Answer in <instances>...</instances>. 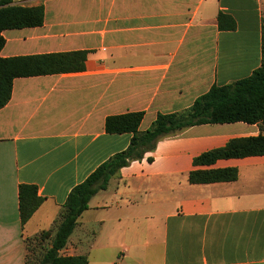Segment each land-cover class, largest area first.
Returning a JSON list of instances; mask_svg holds the SVG:
<instances>
[{
	"label": "crops",
	"instance_id": "obj_1",
	"mask_svg": "<svg viewBox=\"0 0 264 264\" xmlns=\"http://www.w3.org/2000/svg\"><path fill=\"white\" fill-rule=\"evenodd\" d=\"M11 3L41 5L43 21L2 31L1 58L85 54L81 71L15 78L0 109V264H25L24 240L52 237L69 192L127 148L132 135L108 133L107 118L141 113L143 132L259 67L264 0ZM259 133L257 124H204L159 140L89 200L59 255L87 264H264V156L201 167L236 168L235 181L188 183L195 157ZM20 185L42 199L23 225Z\"/></svg>",
	"mask_w": 264,
	"mask_h": 264
},
{
	"label": "trees",
	"instance_id": "obj_2",
	"mask_svg": "<svg viewBox=\"0 0 264 264\" xmlns=\"http://www.w3.org/2000/svg\"><path fill=\"white\" fill-rule=\"evenodd\" d=\"M221 20V17H220ZM43 7L12 4L11 0H0V50L4 45L2 31L32 28L42 25ZM233 28L232 26H230ZM85 54L82 52L43 54L22 57H0V109L10 99L12 81L15 78L65 74L81 71ZM141 113L109 117L105 122L108 133H130L127 148L98 166L83 182L75 186L67 195L59 214L58 223L51 232L24 240L27 251L30 242H49V247L40 258L25 264H87L86 256L63 257L59 255L68 237L77 224L80 214L87 209L89 200L99 191L106 189L111 178L131 162L139 161L144 154L152 152L156 143L181 133L183 130L204 124H230L242 122L257 124L260 133L252 137L230 139L223 147L201 153L192 161L196 169L188 174L190 184H210L232 182L237 179L236 168L214 169L218 160L241 159L264 156V24L261 27V60L253 73L225 86H213L206 94L196 99L193 105L182 113L158 115L151 126L138 131ZM151 158H147L151 162ZM42 203L36 188L20 185L18 188V209L20 223L25 224ZM35 249V246H34ZM33 252L35 253V250Z\"/></svg>",
	"mask_w": 264,
	"mask_h": 264
},
{
	"label": "rangeland",
	"instance_id": "obj_3",
	"mask_svg": "<svg viewBox=\"0 0 264 264\" xmlns=\"http://www.w3.org/2000/svg\"><path fill=\"white\" fill-rule=\"evenodd\" d=\"M40 236L36 238V241L34 242H30L26 251V256L28 258L29 261H34V259L36 258H40L43 253L45 252V250L49 247V242L45 241V242H41L40 241ZM35 246V249H34ZM33 249L35 250V253L33 252Z\"/></svg>",
	"mask_w": 264,
	"mask_h": 264
}]
</instances>
